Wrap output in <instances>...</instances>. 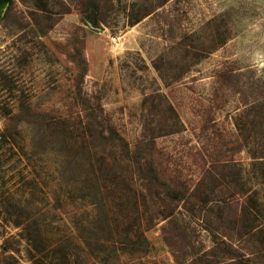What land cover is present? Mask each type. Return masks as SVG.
Returning a JSON list of instances; mask_svg holds the SVG:
<instances>
[{
  "label": "rangeland",
  "instance_id": "obj_1",
  "mask_svg": "<svg viewBox=\"0 0 264 264\" xmlns=\"http://www.w3.org/2000/svg\"><path fill=\"white\" fill-rule=\"evenodd\" d=\"M16 1L0 264H264V0Z\"/></svg>",
  "mask_w": 264,
  "mask_h": 264
},
{
  "label": "trees",
  "instance_id": "obj_2",
  "mask_svg": "<svg viewBox=\"0 0 264 264\" xmlns=\"http://www.w3.org/2000/svg\"><path fill=\"white\" fill-rule=\"evenodd\" d=\"M106 2L107 0H90V2L88 3L87 9L82 10V12L83 13L88 12L91 8H93L96 11V14H98L101 10L104 9L103 3H106ZM0 6L5 8L3 18H2V25L4 26L8 36L11 38L12 45H9L8 47L10 48L14 47L17 44H23L26 46L31 45L32 47L23 48V49H25L27 52L34 51L35 48L37 47L36 45H38L39 43H36L34 40L30 39L28 33L25 32V29H27L29 25L20 24L19 19H18L19 15H23V19L27 22V24H30V22L32 21L31 17H27L25 15V13L19 8V5L16 0H0ZM32 14L39 16L37 15L38 13L34 11L32 12ZM106 22H107V19L104 15L91 19V23L94 27H101L102 24H105ZM78 53L80 54V52ZM78 53L77 51L74 52V54L70 53L72 55L71 62H73V64H76V66H79L78 59L73 57V55H77ZM30 55L31 53H27V57H30ZM20 59H21V55H18L15 57V60H20ZM82 61L85 64V71H81V77L87 75L86 58L83 57ZM22 107H27V109L30 110V107L26 104V101H22ZM88 121L92 122V118L88 117ZM225 202H228V201L225 200ZM225 202H224L225 205H231ZM230 202L232 201L230 200Z\"/></svg>",
  "mask_w": 264,
  "mask_h": 264
},
{
  "label": "bare ground",
  "instance_id": "obj_3",
  "mask_svg": "<svg viewBox=\"0 0 264 264\" xmlns=\"http://www.w3.org/2000/svg\"><path fill=\"white\" fill-rule=\"evenodd\" d=\"M118 45H120V44H118Z\"/></svg>",
  "mask_w": 264,
  "mask_h": 264
}]
</instances>
